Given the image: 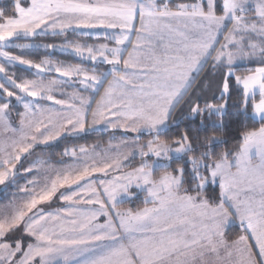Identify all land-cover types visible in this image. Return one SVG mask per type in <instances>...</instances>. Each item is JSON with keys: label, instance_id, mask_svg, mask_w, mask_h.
I'll return each mask as SVG.
<instances>
[{"label": "snow or ice", "instance_id": "snow-or-ice-1", "mask_svg": "<svg viewBox=\"0 0 264 264\" xmlns=\"http://www.w3.org/2000/svg\"><path fill=\"white\" fill-rule=\"evenodd\" d=\"M0 192V264H264V0H11Z\"/></svg>", "mask_w": 264, "mask_h": 264}, {"label": "trees", "instance_id": "trees-1", "mask_svg": "<svg viewBox=\"0 0 264 264\" xmlns=\"http://www.w3.org/2000/svg\"><path fill=\"white\" fill-rule=\"evenodd\" d=\"M9 5V3H8ZM3 7L2 2H0V8ZM9 11H11V9H8ZM69 38L71 39H76V36H70ZM47 40H60L62 39L61 37H47L45 38ZM87 41H97L95 39H87ZM28 55H32V56H39L42 55L43 53L39 50H30L28 53H26ZM54 58H59L68 62H76V60L74 58H72V56H70L69 54H63V53H59L56 52L53 54ZM108 134H102V133H92L90 135L81 137V138H66L64 140H62L58 146L54 149V152H59L61 151L64 147L66 146H73V145H80V144H92L96 141H103L105 142V139L108 137ZM2 192H0L1 194ZM1 198V196H0ZM138 203V202H137ZM124 206H128L127 204H125Z\"/></svg>", "mask_w": 264, "mask_h": 264}, {"label": "crops", "instance_id": "crops-1", "mask_svg": "<svg viewBox=\"0 0 264 264\" xmlns=\"http://www.w3.org/2000/svg\"><path fill=\"white\" fill-rule=\"evenodd\" d=\"M88 43H94V42H102V39L100 41H87ZM92 133H102V134H108V135H111V133H106V132H102L101 130L97 129L96 131L92 132ZM92 133H88V134H84L82 137L84 136H87L89 134H92ZM115 135L117 137H119L121 135L120 132H117L115 133ZM130 135V134H129ZM81 138V137H80ZM109 136L106 138V141L108 140ZM145 139H147V137H144ZM67 147H71V146H67Z\"/></svg>", "mask_w": 264, "mask_h": 264}, {"label": "rangeland", "instance_id": "rangeland-1", "mask_svg": "<svg viewBox=\"0 0 264 264\" xmlns=\"http://www.w3.org/2000/svg\"><path fill=\"white\" fill-rule=\"evenodd\" d=\"M0 2H2V4H3V7H5L6 5H8V3L10 4L11 3V0H0ZM60 53V52H59ZM63 54H67V53H63ZM70 55V54H69ZM71 56V55H70ZM72 58H74V57H72ZM56 59H59V58H56ZM75 59V58H74ZM62 60V59H61ZM90 135V134H89ZM130 135H132V134H130ZM143 139H145V138H143ZM105 142H106V139H105ZM0 196H1V198H0V200H2L3 198H4V193H1L0 194Z\"/></svg>", "mask_w": 264, "mask_h": 264}]
</instances>
